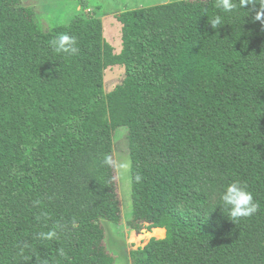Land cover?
I'll return each instance as SVG.
<instances>
[{
	"label": "trees",
	"instance_id": "1",
	"mask_svg": "<svg viewBox=\"0 0 264 264\" xmlns=\"http://www.w3.org/2000/svg\"><path fill=\"white\" fill-rule=\"evenodd\" d=\"M215 2L119 12L115 53L98 15L74 14L51 36L33 6L0 0V264H115L100 221L121 218L103 164L119 126L132 161L129 228L165 229L129 251L133 264H264V24ZM60 34L78 54L51 47ZM118 64L124 78L105 92L104 70ZM235 181L260 206L237 223L219 205ZM56 225L58 240L37 238Z\"/></svg>",
	"mask_w": 264,
	"mask_h": 264
},
{
	"label": "rangeland",
	"instance_id": "2",
	"mask_svg": "<svg viewBox=\"0 0 264 264\" xmlns=\"http://www.w3.org/2000/svg\"><path fill=\"white\" fill-rule=\"evenodd\" d=\"M25 4L33 6L37 24L42 32L53 35L51 26L55 23H67L74 14L83 16L98 15L103 24L104 39L113 46L114 52L118 53L122 47L121 23L116 15L126 9L156 5L169 0H22ZM124 66H108L104 70L105 92L112 90L124 78ZM128 129L119 126L113 133L112 155L127 156L128 152ZM116 192L118 194L121 218L118 224L108 220H101L105 238L103 245L106 251L114 256L115 264H133L129 257V251L143 247L154 235H146V229L139 232L129 228L132 220L131 182L123 183L113 170ZM144 231V232H143ZM149 233L151 231H148ZM143 235V237H142ZM142 237V238H141ZM161 238V237H156Z\"/></svg>",
	"mask_w": 264,
	"mask_h": 264
},
{
	"label": "clouds",
	"instance_id": "3",
	"mask_svg": "<svg viewBox=\"0 0 264 264\" xmlns=\"http://www.w3.org/2000/svg\"><path fill=\"white\" fill-rule=\"evenodd\" d=\"M215 7L225 13L234 12L238 7L248 9L249 14L251 12L255 13L253 17L254 22L258 21L261 24H264V0H239V4L234 3V0H216ZM209 23L212 29L217 30L222 25H225L222 17L219 15L214 18H210ZM51 47L57 53H66L69 55H76L79 53L77 39L68 34H60L58 37L54 38L51 41ZM103 164L108 168L113 169L123 183L127 184L131 182L132 161L130 157H114L112 154H105ZM134 179L136 182H140L142 180V176L136 174ZM220 200L222 203L219 205L222 206V210L224 211V209H227L226 214L234 223H237L242 219L251 218L260 211V206L254 201L252 193L247 190L246 185L242 186L239 181L229 184L225 191L221 194ZM43 215L47 216L46 213ZM60 227V225H56L48 232H41L38 234L37 238L48 241L58 240L59 235L56 229ZM57 251L60 256L67 255L63 248H59Z\"/></svg>",
	"mask_w": 264,
	"mask_h": 264
},
{
	"label": "bare ground",
	"instance_id": "4",
	"mask_svg": "<svg viewBox=\"0 0 264 264\" xmlns=\"http://www.w3.org/2000/svg\"><path fill=\"white\" fill-rule=\"evenodd\" d=\"M162 229V228H161ZM155 229V230H153V231H151L150 233L148 232V231H145V234L146 235H154V236H156V237H162L163 236V234H164V230L162 229ZM144 232V231H143ZM142 237H143V235H142ZM141 237V238H142Z\"/></svg>",
	"mask_w": 264,
	"mask_h": 264
},
{
	"label": "crops",
	"instance_id": "5",
	"mask_svg": "<svg viewBox=\"0 0 264 264\" xmlns=\"http://www.w3.org/2000/svg\"><path fill=\"white\" fill-rule=\"evenodd\" d=\"M155 229H161V227L152 228L151 231H153V230H155ZM162 229L164 230V234H163V236H162L161 238H163V237L165 236V229H164V228H162ZM162 229H161V230H162Z\"/></svg>",
	"mask_w": 264,
	"mask_h": 264
}]
</instances>
